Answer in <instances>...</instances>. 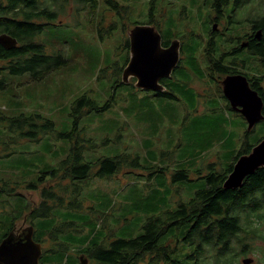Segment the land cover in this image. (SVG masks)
Listing matches in <instances>:
<instances>
[{"label": "rangeland", "instance_id": "rangeland-1", "mask_svg": "<svg viewBox=\"0 0 264 264\" xmlns=\"http://www.w3.org/2000/svg\"><path fill=\"white\" fill-rule=\"evenodd\" d=\"M115 1L119 12L106 0L99 1L96 11L89 3L79 11L69 5L37 36L49 51L56 49L69 59L65 67L38 81L28 72H0L8 84L0 90V112L9 117L41 114L54 121L57 132L74 128L72 106L81 96L87 95L101 106L110 101L105 110L84 112L79 119L83 135L97 144L84 152L85 160L96 162L130 152L139 156L144 167L124 168L112 178L52 179L46 172L68 157L69 139L52 133L40 141L23 139L12 145V152L0 157V186L14 188L19 194L0 192V242L14 226L22 232L33 225L35 240L43 244L40 264H81L80 256L93 243H102L108 236H139L149 216L176 209L180 201H189L207 186L209 173L228 170L243 142L255 145L264 138V121L245 134L247 121L222 96L224 76L210 68L206 49L212 29L205 23L210 18L217 33L229 29L222 17L214 21L216 13L205 4L210 0ZM248 7L233 13L240 24L230 27L236 35L249 30V24L241 26L246 19L253 22L264 14V0H251ZM151 19L164 43L181 42V61L171 77L162 80L173 98L137 88L136 82L130 83L132 77L117 85L122 80L120 68L126 67L131 56L130 46H125L131 29ZM219 38L215 36L217 41ZM218 55L217 49L214 57ZM3 64L0 61V67ZM241 71L249 78L264 74L256 58ZM8 140V130L0 126V143ZM180 169L189 171L188 180L172 179V173ZM41 176L44 182L38 189L27 188ZM44 187L56 191L64 204L51 200L58 205L49 216L26 220L30 207L40 203ZM78 192L82 207H69ZM188 229L189 225L173 227L160 240L178 245L175 258L184 259L191 251L183 241ZM252 246L251 252L238 258L240 264L245 257L254 259L251 264H264V238L253 240ZM92 261L87 264H94ZM133 264L158 263L147 257Z\"/></svg>", "mask_w": 264, "mask_h": 264}, {"label": "trees", "instance_id": "trees-1", "mask_svg": "<svg viewBox=\"0 0 264 264\" xmlns=\"http://www.w3.org/2000/svg\"><path fill=\"white\" fill-rule=\"evenodd\" d=\"M99 1L0 0V34L8 33L19 41L18 46L12 49H6L0 44V61L4 62L0 67V72L2 70H8L11 74L28 72L32 80L38 81L68 65L69 59L62 52L56 49L49 51L46 44L37 40V36L47 24L58 20L60 15L65 13L67 6L73 5L74 7L75 5L76 10L79 11L89 3L93 11H96ZM106 1L112 9L119 12L120 5L117 1ZM248 1L210 0L205 4L209 3L210 10L218 15L225 14V12L230 15L231 12L234 13L242 7L245 8ZM234 20L237 21L235 18ZM253 22L257 26L264 27V14H259ZM148 24L155 25L152 19ZM205 24L208 28L211 25L212 29L208 33L211 38L206 49L209 53L211 70L220 73L219 77L237 71V67L224 63L222 56L221 58L219 55L214 57L217 32L213 30L210 18ZM169 44L170 42H163L164 46ZM125 46L129 48V39H126ZM255 51L261 57V63H264L263 43L256 47ZM128 61L129 58L127 63ZM122 69L120 68V74H122ZM263 76L264 74L248 78L251 86L264 97ZM135 82L136 78L132 77L130 83ZM122 83L120 80L117 85ZM7 85L6 80L0 78V90L5 89ZM156 95L170 98L175 96L168 89L156 92ZM222 96L224 97V95ZM109 105L110 101L105 106H101L87 95L76 99L71 113L74 117V128L69 132H57L54 121L41 114H22L9 117L0 112V126L9 132V140L0 143V146H3L0 157L3 154H10L11 146L19 143L20 140L40 141L46 135L56 133L58 138L69 139L72 146L68 157L62 160L57 168L46 172L52 174V179L61 177L70 180H83L92 176L112 178L124 168H142L139 156L130 152L102 157L96 162L85 160L84 152L94 150L97 144L93 139L83 135V131L78 128L79 119L84 112L105 110ZM228 106L231 109L229 103ZM237 114L240 113L237 112ZM245 134L247 135L248 131ZM255 145L250 144L247 140L243 142L242 148L228 170L209 173L206 176L207 186L197 191L189 201H180L176 209H169L149 216L143 226L144 232L139 236L135 238H111L108 236L102 243H93L82 255L90 261L94 260V264H133L143 261L147 257H150L153 263L158 264H240L238 258L253 250L252 241L264 238V167L258 168L254 174L247 176L240 188L225 189L223 183L237 159L250 153ZM164 170L159 169L161 172ZM189 178V171L186 169L175 170L172 173L174 181H184ZM43 182L44 176H41L38 182L28 183L27 188L36 190ZM0 192L19 194L15 192L14 188L8 190L4 186H0ZM79 195L78 192L77 196L68 202L69 207L75 209L82 207ZM41 196L40 203L30 207L26 220L47 217L51 214L54 206H57L58 203L64 204V198L51 188H42ZM51 200L58 203H52ZM30 223L32 224V222ZM183 225H189V229L183 236V241L191 247V251L184 259H179L173 256L178 245H172L169 242L160 243V240L171 228H179ZM80 263L82 264L81 259Z\"/></svg>", "mask_w": 264, "mask_h": 264}, {"label": "water", "instance_id": "water-1", "mask_svg": "<svg viewBox=\"0 0 264 264\" xmlns=\"http://www.w3.org/2000/svg\"><path fill=\"white\" fill-rule=\"evenodd\" d=\"M217 26H213L216 31ZM261 32H256L260 37ZM18 39L8 33L0 34V44L6 49L18 46ZM130 59L122 71V82L136 78V87L161 92L166 89L162 83L169 78L181 61V42L173 40L163 45L161 32L153 24H138L129 34ZM222 92L230 107L240 113L247 121V131H251L259 122L264 121V97L254 89L247 75L228 74L221 80ZM264 167V138L256 144L250 153L240 156L232 171L224 180L225 189H236L243 185L245 178ZM20 232V231H19ZM10 231L0 242V264H40L43 256V244L34 238V226L30 225L20 233ZM82 264L87 258L80 256ZM251 257L243 258L244 264H251Z\"/></svg>", "mask_w": 264, "mask_h": 264}, {"label": "flooded vegetation", "instance_id": "flooded-vegetation-1", "mask_svg": "<svg viewBox=\"0 0 264 264\" xmlns=\"http://www.w3.org/2000/svg\"><path fill=\"white\" fill-rule=\"evenodd\" d=\"M251 0L247 2L246 8L250 5ZM248 11L250 10V7L247 9ZM222 17L225 22L230 24V22L235 21L234 20V15L233 12L230 13V15H227L226 12L225 14L216 15L213 17L214 21L215 18ZM210 19V23H211ZM235 21L231 25H229L228 30L222 29L216 34V37L220 34L219 41L216 42L214 46V54L216 53V50H219V58L221 56L223 57L224 61L226 60L227 57H230L228 61L224 62L226 64H229L232 67H237V71L233 73H227L228 74H235V73H242L241 69L246 68V64L248 61H251V59H258L260 62V65L264 68V63H261V57L256 53L255 49L258 47L261 43H263V48H264V27L262 26H257L256 23L252 22L251 18L246 19L245 22L241 24H249V30L244 33L243 35H236L235 33L231 32L230 27L232 25H240L236 24ZM260 31L261 35L260 37L256 36V32ZM211 38V37H210ZM226 46V47H225ZM249 59V60H247ZM235 63V65H232ZM241 67V68H240ZM244 74V73H242ZM222 75V76H226ZM223 77V78H224ZM15 233L17 234L21 228H18L17 226L14 227Z\"/></svg>", "mask_w": 264, "mask_h": 264}]
</instances>
